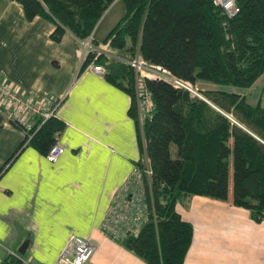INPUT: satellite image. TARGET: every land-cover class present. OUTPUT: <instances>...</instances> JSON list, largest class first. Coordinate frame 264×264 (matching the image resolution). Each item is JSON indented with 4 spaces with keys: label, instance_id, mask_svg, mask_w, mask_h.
Here are the masks:
<instances>
[{
    "label": "trees",
    "instance_id": "trees-1",
    "mask_svg": "<svg viewBox=\"0 0 264 264\" xmlns=\"http://www.w3.org/2000/svg\"><path fill=\"white\" fill-rule=\"evenodd\" d=\"M11 1L21 6L26 20L39 16L53 23L49 37L60 42L67 32L80 41L87 38L115 0ZM121 1L124 14L101 42L123 57L138 52L146 63L191 84L202 80L246 88L264 71V0H237L239 12L231 18L211 0ZM91 60L92 55L78 74ZM95 63L104 66L109 83L129 95L128 114L136 123L140 151L136 163L143 166L146 155L151 169L146 184L150 218L137 234L118 241L123 248L146 264H184L194 228L175 204H186L193 195L227 200L230 156L232 204L248 210L255 222L264 220L263 107L248 104L236 93L200 90L206 102L166 81L145 79L154 111L144 121L142 136L133 69L103 56ZM27 120L29 128L9 121L25 137L0 176L26 146L45 155L65 127L55 111L44 122L38 115ZM1 264L26 263L8 254Z\"/></svg>",
    "mask_w": 264,
    "mask_h": 264
},
{
    "label": "crops",
    "instance_id": "crops-1",
    "mask_svg": "<svg viewBox=\"0 0 264 264\" xmlns=\"http://www.w3.org/2000/svg\"><path fill=\"white\" fill-rule=\"evenodd\" d=\"M53 29L39 16L26 20L17 2L0 0V79L34 100L63 98L55 114L65 123L58 136L65 150L56 163L26 146L3 168L0 249L6 253L0 257L53 264L67 238L79 235L97 246L89 264H146L101 229L112 198L140 159L131 99L103 75L78 74L80 40L67 32L54 42ZM193 85L216 90L207 81ZM236 94L264 108V71ZM24 137L10 123L0 124V169ZM175 209L194 228L184 264H264V220L253 221L230 193L225 201L193 195ZM24 241L29 244L20 254Z\"/></svg>",
    "mask_w": 264,
    "mask_h": 264
},
{
    "label": "built area",
    "instance_id": "built-area-1",
    "mask_svg": "<svg viewBox=\"0 0 264 264\" xmlns=\"http://www.w3.org/2000/svg\"><path fill=\"white\" fill-rule=\"evenodd\" d=\"M211 1L228 18L234 17L239 12L237 0ZM94 39L93 31L87 38L80 41V64L81 66L84 65L87 58L92 55V60L84 70H91L98 75H103L104 66L95 63L97 57L103 56L115 58L133 69L137 119L142 136L144 121L150 118L154 111L151 93L144 84L145 79L166 81L174 87L184 89L191 95L206 101L200 94V90L194 85L192 86L190 82L174 76L160 65L146 63L138 52L132 57H123L104 43L94 42ZM58 99L62 100L63 98ZM59 105L60 101L57 98L51 97L47 102L34 100L31 96L0 79V115L4 117L5 122L17 121L29 128L28 117L38 115L44 122L56 111ZM64 150V147L57 140L44 155L45 159L50 163H56ZM150 176V165L146 155H144L143 166H139L137 163L133 165L129 177L119 187L111 200L101 225L102 232L107 237L119 241L126 234H137L142 225L149 220L152 206L147 199L146 184L149 185ZM96 248V244L91 239L79 235H70L53 264H89ZM2 260L3 258L0 257V264Z\"/></svg>",
    "mask_w": 264,
    "mask_h": 264
},
{
    "label": "rangeland",
    "instance_id": "rangeland-1",
    "mask_svg": "<svg viewBox=\"0 0 264 264\" xmlns=\"http://www.w3.org/2000/svg\"><path fill=\"white\" fill-rule=\"evenodd\" d=\"M124 14V4L121 0H118L113 5H111L107 11L103 14L99 22L97 23L95 30H94V36L98 41H102L104 37L107 35V33L110 31V29L114 26V24L123 16ZM210 83V82H209ZM216 88V90L225 91L229 93H236L239 87L235 86H228V85H220V84H213ZM193 86V84H192ZM207 91V90H204ZM232 166H231V156H230V162H229V193L231 195V186H232ZM205 197V196H203ZM6 253L5 250L0 249V256H3ZM24 257V255H21Z\"/></svg>",
    "mask_w": 264,
    "mask_h": 264
},
{
    "label": "water",
    "instance_id": "water-1",
    "mask_svg": "<svg viewBox=\"0 0 264 264\" xmlns=\"http://www.w3.org/2000/svg\"><path fill=\"white\" fill-rule=\"evenodd\" d=\"M28 244H29L28 241H24V242L22 243V245L19 247L18 252H19L20 254H23V253L25 252V250L27 249Z\"/></svg>",
    "mask_w": 264,
    "mask_h": 264
}]
</instances>
